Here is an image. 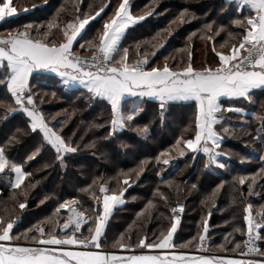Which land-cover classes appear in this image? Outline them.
<instances>
[{
  "label": "trees",
  "instance_id": "obj_1",
  "mask_svg": "<svg viewBox=\"0 0 264 264\" xmlns=\"http://www.w3.org/2000/svg\"><path fill=\"white\" fill-rule=\"evenodd\" d=\"M120 2L13 0V6L21 8L20 15L3 22L0 32L32 24L40 26L36 31L40 38L39 34L47 31V22L55 20L60 27L52 29L45 39L59 42L68 21L85 13L94 15L107 4L105 10L86 25L73 47L74 52L85 54V48L80 50V45L99 42L104 23ZM185 10L188 14L181 20L180 14ZM132 13L145 18L128 28L120 43L121 50L127 49L128 62H136L139 55L148 56V70L167 63L174 71L189 62L195 69L217 67L219 57L213 48L228 52L244 32V25L233 21L254 15L250 8L227 0H132ZM206 24L212 26L211 30L205 28ZM4 72L5 69L0 68V77ZM29 83L36 107L46 122L78 150L64 154L63 163L57 160L55 150L44 141L42 133L31 131L25 113L7 111L8 105L17 109L18 106L5 85L0 84V146L5 147L10 160L22 164L23 169L31 173L20 189L11 187L14 173L9 170L0 173V216L6 221L15 220L14 234L33 228V232L28 233L31 236L35 233L34 226L60 233L65 219L57 208L78 198L81 210L90 220L81 234H75L90 237L96 217L102 212L104 193L99 189L105 185L109 189L107 194L123 192L125 200L124 205L115 209L100 239L101 248L105 250L122 249L113 247L121 236L125 243L141 249L137 246L140 238L147 237V242L157 243L161 233L167 234L171 226L178 223L175 247L195 251L201 244L199 237L205 233V222L209 228L207 245L214 257L234 256L244 248L245 208L252 205L253 217L260 210L264 213V160L260 159L263 153L258 139L260 132L264 134V90L254 91L249 100L223 102L225 106L246 110L249 116L247 123L242 124L243 117L222 112L238 126L225 134L226 141L220 148L225 167L212 165L206 170L204 157L185 148L181 159L179 148L183 145L176 146L178 139L194 137L195 103L166 104L161 116L160 102L128 99L122 110L127 113L135 109L136 115L125 127L113 132L108 101L83 88H67L51 74L35 73ZM145 127L147 132L142 133L140 130ZM13 136L16 139L8 143ZM33 152L36 155L29 160ZM165 159H171L174 165L165 164ZM141 166L144 170L139 172ZM242 176L246 177L244 185L238 183ZM125 177L129 179L128 184L123 183ZM253 177L255 183H252ZM249 184H252L251 192ZM25 189L27 195H21ZM20 202L25 203V208H19ZM178 203L185 205L180 222L171 215V209ZM89 228L93 232H89ZM260 237L259 247L264 251V227ZM18 242L33 244L23 238Z\"/></svg>",
  "mask_w": 264,
  "mask_h": 264
},
{
  "label": "snow or ice",
  "instance_id": "obj_2",
  "mask_svg": "<svg viewBox=\"0 0 264 264\" xmlns=\"http://www.w3.org/2000/svg\"><path fill=\"white\" fill-rule=\"evenodd\" d=\"M240 3L242 6H248L255 14L233 21L236 25H244V32L238 43L233 44L228 52L216 51L214 47L213 51L219 57L217 67H205L202 70L195 69L191 62L176 71L167 63L163 67H152L150 70H145L142 67L129 64L127 49L117 60L116 54L119 51V44L125 30L145 18L143 15H132L129 0H121L113 15L104 23L103 31L99 36V44L93 45L91 42H87V47L96 48L91 58L74 54L73 44L86 25L99 16L108 6L107 4L101 6L94 15L85 13L82 17L78 15L75 20L68 21L62 28L63 39L59 42L45 39L52 29L60 27L55 20L47 22V31L40 33V38L37 39H33L32 33L28 31L33 28L32 24L26 25L24 31H17L15 35L9 33L6 37L0 36V67L5 69L3 76L0 77V84L5 85L15 105L18 106L17 109L8 105L7 111L19 110L25 113L29 118L31 131L39 130L44 141L55 150L56 159L63 163L64 154L76 153L78 149L67 142L54 127H50L43 113L36 107V100L29 81L32 74L38 70L55 72L63 79L64 84L78 82L94 96L106 99L111 105L110 123L113 132L118 128L125 127L127 122L132 121L136 115L135 109L127 113L122 110L121 102L126 95L155 98L160 102L161 116L164 115L163 109L169 101L194 99L197 109L194 120V137L178 139L176 146L183 145L179 148L180 155H184L185 148L190 149L193 153L203 152L208 158L206 167L215 164L223 168L225 164L218 160L221 153L217 151L221 146L222 136L215 128V125L223 119L222 116L217 115L222 111L219 98L223 96L250 99L249 94L252 89L264 87V0H240ZM23 10L28 11L27 8ZM17 11V7L13 6V0H0V20L13 16ZM186 14H188L187 10L181 12L180 19L183 20ZM36 27L38 29L40 26ZM205 28L211 30L212 26L206 24ZM195 34V32L192 33L193 36ZM80 47L84 48L85 44H81ZM220 47L223 48L224 44H221ZM190 60L191 54L189 53ZM139 63L141 62L137 61V64ZM142 63H148L147 57L143 59ZM227 111H233V109L229 108ZM17 131L21 130L17 129ZM140 131L147 132V128ZM224 131L227 132L228 129L225 128ZM15 139V136L10 137L8 143H12ZM92 146L94 145H89V147ZM38 151L39 149L36 150V152ZM36 152H33L28 159L34 158ZM163 155L165 153H161V156ZM260 159L264 160V156H261ZM163 162L167 164L169 161L165 159ZM6 170L14 173V180L11 182L13 189H20L24 185L25 179L31 175L30 172L23 169L22 164L10 160L5 154V147L0 146V173H5ZM143 170V166H141L139 172ZM245 180L246 177H239L238 183L244 185ZM123 183L128 184L129 179L125 177ZM252 183H255L254 177ZM248 187L251 192L252 184H249ZM99 190L105 193L103 197L104 212L102 216L96 217L94 234L90 237L75 234L80 231L81 218L84 215L83 212L77 211V208L72 206L76 203L75 201L62 203L56 210L59 212L60 208H63L72 213L60 227V233H56L54 230L46 231L43 226H34L35 233L33 235H28L29 232H33V228L16 235L13 233L15 220L8 219L6 221L4 217L0 216V264H254L251 261H224L207 257L186 261L183 254L179 257L174 256L171 260L166 256L152 255H133L122 259L115 254H106L100 251L69 250L67 246H82L85 249L89 245H93L97 249L101 247L100 237L104 221L113 204L123 203L120 199L123 192H120L119 195L115 192L107 194L109 189L105 185H101ZM20 194L26 196L27 190L25 189ZM13 198H15V194ZM25 206L24 202L19 203V208L23 209ZM180 210H183L182 206H180ZM172 211L176 212V208H173ZM245 212L247 215L244 220L249 240L244 243H252L248 249L249 252L259 251L255 247L254 241L261 238L257 229L262 225L254 220L251 204L247 205ZM262 218H264V214H262ZM73 225L74 227H72ZM69 229H71L70 232L67 231ZM175 229L176 225L173 224L167 234L161 233V238L157 243L147 242V237L140 238L137 246L148 249L175 247L172 243ZM207 230V222H205L204 232L206 233ZM89 232H93V229L89 228ZM21 238L25 241H32L36 246H25L19 243ZM199 239L200 246H202L205 236L201 235ZM117 246L122 249L134 247L125 243L123 236L115 241L113 247ZM239 246V244L236 245L237 248ZM255 264H264V262H255Z\"/></svg>",
  "mask_w": 264,
  "mask_h": 264
},
{
  "label": "crops",
  "instance_id": "obj_3",
  "mask_svg": "<svg viewBox=\"0 0 264 264\" xmlns=\"http://www.w3.org/2000/svg\"><path fill=\"white\" fill-rule=\"evenodd\" d=\"M227 1H237V2H239L240 3V0H227ZM241 4V3H240ZM244 6H246V5H244ZM246 7H248V6H246ZM249 8V7H248ZM255 14V13H254ZM18 16V14H14L13 16H11V17H5L3 20H0V24H2L3 22H5V21H7V20H9V19H11V18H14V17H17ZM138 22V21H137ZM136 22V23H137ZM135 23V24H136ZM134 24V25H135ZM134 25H130L128 28H130V27H132V26H134ZM128 28L125 30V32H124V34H123V36H122V38H121V41H120V43L122 42V40H123V38L125 37V34H126V32H127V30H128ZM82 33H83V30H82V32H81V34L77 37V39L82 35ZM16 33H12V35H15ZM1 36V35H0ZM4 37V36H3ZM77 41V40H76ZM76 41L74 42V44H73V47H74V45H75V43H76ZM119 46H120V44H119ZM120 48V47H119ZM119 55H118V53L116 54V58L118 57ZM5 64H6V61H5ZM0 68H2V67H0ZM35 73H46V74H51V75H54V76H56L57 78H59L61 81H62V83H63V79L57 74V73H55V72H51V71H47V70H38V71H36V72H34L33 74H32V76L35 74ZM32 76L30 77V80H31V78H32ZM30 82V81H29ZM64 84V83H63ZM67 88H73V89H75V88H83V89H85V90H87L88 91V89L87 88H85L83 85H81V84H79L78 82H73V83H69V84H64ZM261 90H264V87H260V88H256V89H252L251 91H250V94L249 95H251L254 91H261ZM92 94V93H91ZM96 97V96H95ZM98 98H100V99H104V98H101V97H98ZM131 98H139V99H148V100H152V101H156V102H159L158 100H156L155 98H153V97H147V96H144V97H141V96H131V95H126L124 98H123V100H122V102H121V107H122V105H123V103L126 101V100H128V99H131ZM104 100H106V99H104ZM244 100H249L248 98H242V97H231V98H229V97H220L219 98V103L221 104V107H222V111L220 112V113H217V115L218 116H222L223 117V119L217 124V125H215V128H216V130L220 133V135L222 136V141H221V146L224 144V142L226 141V136L225 135H223L222 133H221V131L220 130H218V127H219V129H220V127L222 128V132L223 133H225V131H224V129L225 128H231V129H235L237 126H238V123L235 121V120H233V119H231V118H228L227 116H225V115H223V111H225L226 113H229V112H231V113H235V114H238L239 116H241V117H243V120H242V124H246L247 123V120H246V117L247 116H249V114H248V112L246 111V110H244V109H242V108H237V107H235V106H225L224 104H223V102H226V101H229V102H237V101H244ZM107 101V100H106ZM169 103H195L196 104V101L194 100V99H190V100H177V101H169L167 104H169ZM229 108H232L233 109V111H227V109H229ZM236 109H239V111H236ZM118 129H120V128H118ZM230 132V131H229ZM258 139H259V141H260V145H261V153H263V155L262 156H264V134L262 133V132H260V134H259V136H258ZM221 146H220V148H221ZM220 148L219 149H217V151H219L220 152ZM188 151H191L190 149H187ZM192 152V151H191ZM193 153V152H192ZM196 155L198 154L200 157L202 156V157H204L205 158V165H207L208 164V158H207V156L203 153V152H196L195 153ZM180 158L181 159H183L184 158V155H180ZM169 162L167 163V165H174V163L172 162V160L171 159H167ZM218 160L220 161V162H222L221 161V156H219L218 157ZM212 165H215V164H211L210 166H207L206 167V170H210L211 168H212ZM217 166V165H216ZM218 167V166H217ZM107 187V186H106ZM104 195H105V193H104ZM104 195L102 196V198H101V204H102V212H101V215L100 216H102L103 215V212H104V207H103V197H104ZM120 199L123 201V203H115V204H113L112 205V207H111V209H110V212H109V215H108V217H107V219L104 221V227H103V232H102V235H101V237H100V239L102 238V236L104 235V233H105V230H106V228H107V225H108V221H109V219L111 218V216L113 215V213H114V211H115V209H117V208H119V207H121L122 205H124L125 204V200H124V198H123V195L120 197ZM246 215H247V213H246ZM87 218V220H86V222L88 223L89 222V220H90V218H89V216L88 215H85V219ZM89 218V219H88ZM85 222V223H86ZM246 222V221H245ZM86 223V224H87ZM176 225V229H175V232L173 233V237H172V243H173V245H174V241H175V236H176V234H177V231H178V228H179V224L178 223H176L175 224ZM86 226V225H85ZM84 226V227H85ZM207 229H209L208 227H207ZM81 230V233H82V231H83V227L80 229ZM208 231V230H207ZM81 233H78L77 232V234H81ZM94 234V233H93ZM204 236H205V241L203 242V245H207V232L206 233H204ZM201 245V244H200ZM198 246L197 247V249L195 250V251H183V250H181V249H179V248H177V247H171V248H167V249H155V248H153V249H148V248H142L141 247V249H136V248H133V247H131L132 249H134V250H136L135 252H130V253H126L125 251H123V249H120V250H117V251H111V250H105V249H103V248H99V249H97V248H95L94 246H93V248L92 249H85V248H83L82 246H67L68 248H69V250H80V251H83V250H89V251H100V252H103V253H106V254H115L116 256H118V257H120V258H122V259H127V258H129V257H131V256H133V255H152V256H161V257H167L168 259H173L174 258V256L175 257H179L181 254H183V257H184V259L186 260V261H190V260H193V259H196V258H199V257H207V258H216L217 260H224V261H228V260H239V261H241L239 258H236V257H232V256H222V257H214V255L213 256H199V254L197 253V251H198V249L200 248V247H202V246ZM25 246H36L35 244H27V245H25ZM208 246V245H207ZM48 247H56V246H48Z\"/></svg>",
  "mask_w": 264,
  "mask_h": 264
},
{
  "label": "rangeland",
  "instance_id": "obj_4",
  "mask_svg": "<svg viewBox=\"0 0 264 264\" xmlns=\"http://www.w3.org/2000/svg\"><path fill=\"white\" fill-rule=\"evenodd\" d=\"M129 7H130V11H131V13H132V0H129ZM18 9V8H17ZM21 10V8H19L18 9V11H20ZM17 11V13L16 14H18V16L20 15L19 14V12ZM132 15L133 16H138V15H134L133 13H132ZM139 22V21H138ZM1 25V24H0ZM25 26L26 25H23V26H18V27H16V28H14V29H11V30H8V31H2V32H0V35L1 36H4V37H6V36H8L9 35V33H16L17 31H24L25 30ZM39 30V28L37 29V27L36 26H33V28L32 29H28V31L29 32H31L32 33V38L33 39H37L39 36H38V34L36 33V31H38ZM88 42H91L93 45H98L99 44V42H96V41H88ZM85 51L84 52H87V53H85V54H81V53H77V52H74L73 51V49H72V51H73V53L74 54H76V55H79V56H82V57H87V56H91L92 54H93V52H95L96 51V48L95 47H92V48H89V47H87V42L85 43ZM83 48H81L80 47V50H82ZM90 52V53H89ZM123 52H124V50H121L120 48H119V51H118V57L116 58L117 60H119L120 59V57L123 55ZM145 57H147V60L149 59V57L148 56H138V60L137 61H140L141 63H139V64H137V61L136 62H133V63H129L130 65H134V66H140V65H145L146 66V70H148L147 69V64H144V63H142V61H143V59L145 58ZM212 68H215V67H212ZM202 69H204V68H198L197 70H202ZM228 129V131L227 132H225V133H223L222 131V129H221V127H220V129H219V127H218V130H220L221 131V133L223 134V135H225V134H229L230 132L229 131H233V129H231V128H227ZM226 136V135H225ZM68 201H75L76 203L74 204V205H72L73 207H76L77 208V211H79V212H83L84 213V215H83V217L81 218L82 219V223H81V226L84 228V226L85 225H87L88 223L86 222V220H87V218L85 219V215H87L84 211H82L81 210V208H80V202H79V199L78 198H73V199H71V200H68ZM67 202V201H66ZM65 203V202H64ZM59 208V207H58ZM258 212H262L261 210L260 211H258ZM59 213L60 214H62V216L64 217V222H63V224L67 221V219H68V217L70 216V215H72V213L70 212V211H68L67 209H63V208H60V210H59ZM254 218H255V216H254ZM89 219V218H88ZM87 224H86V223ZM21 244H24V243H21ZM27 244H32V243H27ZM27 244H24V245H27ZM209 248V247H208ZM242 251V250H241ZM209 253L210 254H208V255H199V256H213L214 255V253H212L211 252V250L209 249ZM238 254V253H237ZM237 254L236 255H234V256H232V257H236L237 258ZM215 256V255H214ZM242 261V260H241ZM255 264V263H254Z\"/></svg>",
  "mask_w": 264,
  "mask_h": 264
},
{
  "label": "built area",
  "instance_id": "obj_5",
  "mask_svg": "<svg viewBox=\"0 0 264 264\" xmlns=\"http://www.w3.org/2000/svg\"><path fill=\"white\" fill-rule=\"evenodd\" d=\"M92 56V55H91ZM91 56H87L86 58H91ZM82 57V56H81ZM139 67H142L146 70V66L145 65H140ZM180 206L183 207V210H180ZM176 208V212H173L172 209ZM171 209V215L173 216V218L180 222L184 216V212H185V205L183 203H178L176 204L174 207ZM262 214H264L263 212H258L255 215L254 220L259 222L262 227L257 229V231L260 233V230L264 227V218H262ZM82 228V226L80 227V229ZM78 233H81V230L78 231ZM255 235V234H254ZM244 240H249V237L247 235V232L245 234ZM255 247L259 249V251H254V252H249V247L252 246V243L250 242L249 244H245L244 243V248L242 249V251L238 252L237 254V258H239L242 261L245 262H264V251L260 250L259 247V239H256L254 241ZM93 245H89V247L87 249H92ZM123 251H125L126 253H130V252H135L136 250L132 249V248H124ZM197 253L199 255H208L209 253V248L207 245H203L202 247H200L197 251Z\"/></svg>",
  "mask_w": 264,
  "mask_h": 264
},
{
  "label": "water",
  "instance_id": "obj_6",
  "mask_svg": "<svg viewBox=\"0 0 264 264\" xmlns=\"http://www.w3.org/2000/svg\"><path fill=\"white\" fill-rule=\"evenodd\" d=\"M72 227H74V225L72 226ZM71 229H69V230H67V231H70Z\"/></svg>",
  "mask_w": 264,
  "mask_h": 264
}]
</instances>
